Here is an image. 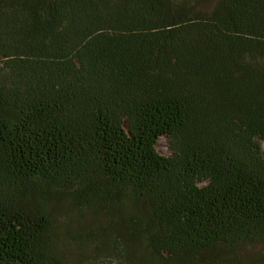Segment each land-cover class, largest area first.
<instances>
[{
	"label": "trees",
	"instance_id": "16d2710c",
	"mask_svg": "<svg viewBox=\"0 0 264 264\" xmlns=\"http://www.w3.org/2000/svg\"><path fill=\"white\" fill-rule=\"evenodd\" d=\"M263 143L264 0H0V264H63L45 184L121 256L262 242Z\"/></svg>",
	"mask_w": 264,
	"mask_h": 264
},
{
	"label": "rangeland",
	"instance_id": "374dc122",
	"mask_svg": "<svg viewBox=\"0 0 264 264\" xmlns=\"http://www.w3.org/2000/svg\"><path fill=\"white\" fill-rule=\"evenodd\" d=\"M192 1L202 12H210L217 4V0ZM169 141L168 137L159 140L157 150L161 155H172ZM262 150L264 153V143ZM30 199L49 218L51 245L63 264H174L166 258L154 259L144 242L132 244L127 255L121 256L120 249L128 239L124 226L117 228L116 236H110L107 217H96L49 184L34 186ZM124 201L130 206L133 192L126 193ZM185 264H264V241L218 245Z\"/></svg>",
	"mask_w": 264,
	"mask_h": 264
}]
</instances>
